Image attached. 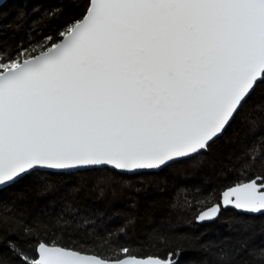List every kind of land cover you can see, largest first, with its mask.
<instances>
[{"label":"snow or ice","instance_id":"obj_1","mask_svg":"<svg viewBox=\"0 0 264 264\" xmlns=\"http://www.w3.org/2000/svg\"><path fill=\"white\" fill-rule=\"evenodd\" d=\"M80 7L44 43L0 42V193L36 174L138 175L199 155L264 85V0ZM244 175L198 223L227 207L264 214V172ZM10 224L0 213V237ZM23 233L31 253L7 241L16 264H177L172 252L143 256L121 245L103 255L42 239L31 226Z\"/></svg>","mask_w":264,"mask_h":264},{"label":"trees","instance_id":"obj_2","mask_svg":"<svg viewBox=\"0 0 264 264\" xmlns=\"http://www.w3.org/2000/svg\"><path fill=\"white\" fill-rule=\"evenodd\" d=\"M83 0H7L0 6V42L31 47L79 16ZM264 172V85L257 87L223 135L206 152L157 173L117 175L109 169L33 175L0 193V213L10 230L0 237L4 264H16L15 240L31 253L23 227L78 251L166 257L177 264H264V215L222 211L209 224L197 215L218 204L237 181ZM101 238L111 247H99ZM178 254V255H177Z\"/></svg>","mask_w":264,"mask_h":264},{"label":"water","instance_id":"obj_3","mask_svg":"<svg viewBox=\"0 0 264 264\" xmlns=\"http://www.w3.org/2000/svg\"><path fill=\"white\" fill-rule=\"evenodd\" d=\"M6 1H7V0H0V6L3 5V3H5ZM221 136H222V135H221ZM221 136H220V137H221ZM203 152H206V150L203 151ZM201 153H202V152H201ZM195 156H196V155H195ZM192 157H194V156H191V157H188V158H177V159H175L173 162L169 163L167 166H169V165H171V164H173V163L179 162V161H183V160H186V159L192 158ZM167 166H165V167H167ZM165 167H162V168L159 169V170H155V171H152V172H145V173H157V172H159L160 170H162V169L165 168ZM106 169H109V168H106ZM86 170H95V169H86ZM86 170L74 171V172H72V173H76V172H80V171H86ZM109 170H111V169H109ZM220 199H221V195H220ZM219 203H220V200H219ZM211 207H212V206H211ZM211 207H209V208H207V209H210ZM207 209H205V210H207ZM205 210H203L202 212H204ZM225 210H232V211H234V212H236V213H238V214L248 215V216L264 215V214H255V215H252V214H248V213L243 212V211H237V210H235V209L232 208V207H227V208H225V209L222 210V211H225ZM222 211L219 212V215H220V213H221ZM202 212H200L198 215H200ZM198 215H197V216H198ZM219 215H218V217H219ZM217 219H218V218H211V219H209V220L202 221V222H199V223L197 222V220H195V221H196L197 224L202 225V224H209V223H212V222L216 221Z\"/></svg>","mask_w":264,"mask_h":264}]
</instances>
